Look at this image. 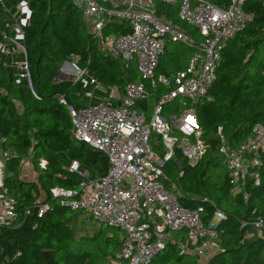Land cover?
<instances>
[{
	"label": "trees",
	"instance_id": "trees-1",
	"mask_svg": "<svg viewBox=\"0 0 264 264\" xmlns=\"http://www.w3.org/2000/svg\"><path fill=\"white\" fill-rule=\"evenodd\" d=\"M19 1H24L29 10L21 44L31 90L0 52V159L4 165L3 183L15 201L16 214L14 220L0 225V264H113L120 245L119 228L98 223L91 234L76 235L74 219L85 211L62 205L50 193L53 187L78 188L79 176L67 171L73 159L89 178L101 176L107 168L103 152L72 137L69 113L56 99L59 95L74 107L82 106L85 100L81 84L55 80V76L64 61L75 59L78 68H85L104 85L122 90L126 83L141 80L148 94L134 106L146 114L167 88L157 85L155 93L135 69L100 52L73 0H2L0 32L11 35L8 24ZM207 1L224 7L229 0ZM153 8L156 14H163L199 39L197 29L179 19L176 3L154 0ZM242 8L252 18L221 50L207 99L195 107L204 152L194 164H187L175 149L173 158L162 166L164 185L172 181L179 188V204L186 208L202 205L203 219L210 217L215 207L225 214L217 223L218 250L206 264H264V152L259 156V183L252 185L246 180L243 191L247 197L243 198L242 193L232 194L218 150L222 141L230 149L237 147L255 123L264 124V0H244ZM103 32L125 34L129 25L109 21ZM168 43H175L170 53L165 51ZM165 45L155 71L166 72L162 67L165 56L173 62V71L183 68L192 48L171 40ZM176 105L174 102L169 112L176 111ZM149 141L161 153L159 136L151 135ZM25 161L35 173L34 179L22 175ZM40 203L47 207L38 214ZM257 220L261 226L255 225ZM247 231H253L252 235L245 236ZM192 262V255L180 254L174 242H166L140 264Z\"/></svg>",
	"mask_w": 264,
	"mask_h": 264
},
{
	"label": "built area",
	"instance_id": "built-area-1",
	"mask_svg": "<svg viewBox=\"0 0 264 264\" xmlns=\"http://www.w3.org/2000/svg\"><path fill=\"white\" fill-rule=\"evenodd\" d=\"M157 1L176 3L179 19L196 28L199 39L195 40L163 14H156L154 0H73L100 52L119 58L124 67L134 68L155 93L157 85L167 89L159 93L146 114L134 106L148 94L143 81L128 82L120 90L102 84L85 68H78L75 59L62 63L59 74L68 76L72 82L78 81L85 100L82 106L74 107L56 95L69 113L72 137L103 152L107 168L101 176L89 178L87 171L80 170L78 161L73 159L67 171L79 176L78 188L53 187L50 193L62 205L83 210L96 222L119 228L120 245L113 264L145 262L166 242H174L178 253L192 255L191 264H206L218 250L217 223L225 214L215 207L211 216L203 219L202 205L186 208L179 204V188L172 181L164 185L162 166L173 158L175 149L187 164H194L204 152L200 128L195 123V107L207 99L221 50L245 27L252 14L243 10L244 0H229L224 7L207 0ZM12 16L13 21L8 24L11 35L0 32V52L31 90L26 52L21 44L22 27L29 17L24 1L17 3ZM109 21L126 22L129 32L104 33L103 27ZM166 40L181 42L192 51L183 68L156 72ZM170 101L176 102V111L165 117L163 105ZM216 132L219 133V127ZM151 135L159 136L161 153L150 144ZM218 150L232 194L242 193L246 198L245 181L252 185L259 183L264 124L255 123L237 147L230 149L222 141ZM40 165L43 166V161ZM3 169L0 159V225L11 222L16 215L15 201L3 183ZM46 207V203H40L38 214ZM255 225L261 226V221L257 220ZM173 231L176 236L171 234ZM252 233L247 231L244 235Z\"/></svg>",
	"mask_w": 264,
	"mask_h": 264
},
{
	"label": "rangeland",
	"instance_id": "rangeland-1",
	"mask_svg": "<svg viewBox=\"0 0 264 264\" xmlns=\"http://www.w3.org/2000/svg\"><path fill=\"white\" fill-rule=\"evenodd\" d=\"M173 45H175V43H168V44H166L165 45V48H166L165 51L168 52V53L172 52V50L174 49L173 48L174 47ZM177 52H178V50H177ZM168 58H169L168 56H165L164 57V66H162V67L165 68L166 71H173L172 70V69H174L173 62L172 61H169ZM131 65L133 66V62H131ZM130 68H132V67H130ZM159 71H161V70H156V72H159ZM72 75H74V74H72ZM63 79H68V76H63ZM173 105H174V101L167 102V103H165L163 105V112H162L163 113V116H165V117L168 116V114L170 113L169 112V108H171ZM29 170H32L29 166L26 167V169H24L25 172H28ZM74 220H75L74 221V226H75L76 235L91 234L97 228V226H98V222H96L95 220H93L85 212L77 214V216L75 217ZM103 226H105V225H103ZM171 234L173 236H176L177 235V233L174 232V231L171 232Z\"/></svg>",
	"mask_w": 264,
	"mask_h": 264
},
{
	"label": "crops",
	"instance_id": "crops-1",
	"mask_svg": "<svg viewBox=\"0 0 264 264\" xmlns=\"http://www.w3.org/2000/svg\"><path fill=\"white\" fill-rule=\"evenodd\" d=\"M28 166L30 167L29 163L27 161H25L24 164L22 165L21 173H22V175L24 177H26L28 179H34L35 178V173L32 170H29L28 172L24 171V169H26V167H28Z\"/></svg>",
	"mask_w": 264,
	"mask_h": 264
},
{
	"label": "water",
	"instance_id": "water-1",
	"mask_svg": "<svg viewBox=\"0 0 264 264\" xmlns=\"http://www.w3.org/2000/svg\"><path fill=\"white\" fill-rule=\"evenodd\" d=\"M67 61H64V63H66ZM60 79H63L62 75L59 74V72H57L56 76H55V80H60ZM178 163V162H177Z\"/></svg>",
	"mask_w": 264,
	"mask_h": 264
}]
</instances>
